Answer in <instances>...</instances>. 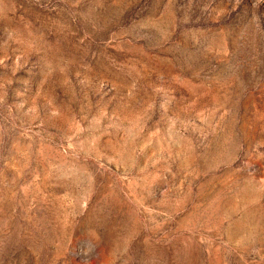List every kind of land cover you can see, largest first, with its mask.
Instances as JSON below:
<instances>
[{
  "label": "rangeland",
  "instance_id": "1",
  "mask_svg": "<svg viewBox=\"0 0 264 264\" xmlns=\"http://www.w3.org/2000/svg\"><path fill=\"white\" fill-rule=\"evenodd\" d=\"M0 264H264V0H0Z\"/></svg>",
  "mask_w": 264,
  "mask_h": 264
}]
</instances>
